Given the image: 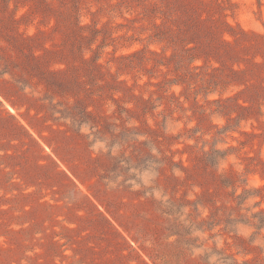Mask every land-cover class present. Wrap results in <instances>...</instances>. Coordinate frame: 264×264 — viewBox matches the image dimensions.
<instances>
[{
    "label": "rangeland",
    "instance_id": "374dc122",
    "mask_svg": "<svg viewBox=\"0 0 264 264\" xmlns=\"http://www.w3.org/2000/svg\"><path fill=\"white\" fill-rule=\"evenodd\" d=\"M0 102V264H264V0H0Z\"/></svg>",
    "mask_w": 264,
    "mask_h": 264
},
{
    "label": "trees",
    "instance_id": "16d2710c",
    "mask_svg": "<svg viewBox=\"0 0 264 264\" xmlns=\"http://www.w3.org/2000/svg\"><path fill=\"white\" fill-rule=\"evenodd\" d=\"M0 106H3L2 105V102H0ZM74 119V121L75 122H78V124L80 125V127L83 125V124H86L87 122H85V119L84 118H82V117H80L79 119H77V118H73ZM224 130H226V128H224ZM216 152H218V153H220L221 152V150H215ZM255 217H257L258 218V220H259V222H258V224L257 225H259V226H263L264 225V211H259V212H256L255 213ZM107 220V219H106Z\"/></svg>",
    "mask_w": 264,
    "mask_h": 264
}]
</instances>
